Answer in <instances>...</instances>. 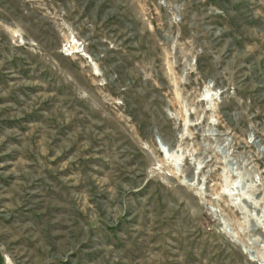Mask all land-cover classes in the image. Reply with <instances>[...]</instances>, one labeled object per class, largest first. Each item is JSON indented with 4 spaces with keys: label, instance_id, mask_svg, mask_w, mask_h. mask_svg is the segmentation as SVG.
I'll return each instance as SVG.
<instances>
[{
    "label": "rangeland",
    "instance_id": "rangeland-1",
    "mask_svg": "<svg viewBox=\"0 0 264 264\" xmlns=\"http://www.w3.org/2000/svg\"><path fill=\"white\" fill-rule=\"evenodd\" d=\"M0 264H264V0H0Z\"/></svg>",
    "mask_w": 264,
    "mask_h": 264
}]
</instances>
